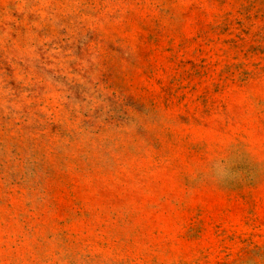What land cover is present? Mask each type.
Segmentation results:
<instances>
[{
	"label": "rangeland",
	"instance_id": "rangeland-1",
	"mask_svg": "<svg viewBox=\"0 0 264 264\" xmlns=\"http://www.w3.org/2000/svg\"><path fill=\"white\" fill-rule=\"evenodd\" d=\"M0 264H264V0H0Z\"/></svg>",
	"mask_w": 264,
	"mask_h": 264
}]
</instances>
